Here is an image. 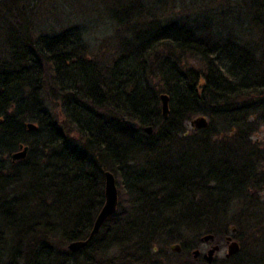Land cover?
Returning a JSON list of instances; mask_svg holds the SVG:
<instances>
[{
    "label": "trees",
    "instance_id": "16d2710c",
    "mask_svg": "<svg viewBox=\"0 0 264 264\" xmlns=\"http://www.w3.org/2000/svg\"><path fill=\"white\" fill-rule=\"evenodd\" d=\"M36 3L0 0V264H195L186 239L208 233L239 244L210 264H264V0H112L109 63L81 25L34 37ZM197 116L207 125L188 130ZM106 171L116 210L72 252Z\"/></svg>",
    "mask_w": 264,
    "mask_h": 264
},
{
    "label": "rangeland",
    "instance_id": "374dc122",
    "mask_svg": "<svg viewBox=\"0 0 264 264\" xmlns=\"http://www.w3.org/2000/svg\"><path fill=\"white\" fill-rule=\"evenodd\" d=\"M112 0H37L35 11L32 13L29 22V30L35 37L40 32H57L61 29L67 28L72 25H81L85 29L86 40L89 43V56L99 60L100 62L109 63L117 55L118 49L116 44L119 40L120 32H117V26H114L113 22L108 19L107 7L111 4ZM220 0H216L218 4ZM106 9V10H105ZM161 12H182L179 4L177 6L170 5L167 10ZM1 31H0V56L3 54V48L1 44ZM51 113L59 116V120L62 119L60 110L56 106L49 105ZM187 129H193L190 126V121L187 122ZM257 137V141L264 143V128ZM222 225H228L231 227L230 220H225ZM223 227V226H221ZM193 234H189L187 237L188 246L196 244V246L186 247L190 250V258L199 263L198 260H194L192 257V250L198 248L201 253L206 252L212 243H204L201 241L192 242ZM182 245V241L170 242L163 245V253L167 252L175 253L171 251V246L174 244ZM220 250L215 253L214 259H222L225 257L226 244L224 240L219 242ZM185 249V250H186ZM188 250V251H189ZM182 252V246L181 251ZM162 253V254H163ZM184 259H189L187 254L184 255ZM204 261L203 258H200ZM97 264V263H96Z\"/></svg>",
    "mask_w": 264,
    "mask_h": 264
},
{
    "label": "water",
    "instance_id": "95a60500",
    "mask_svg": "<svg viewBox=\"0 0 264 264\" xmlns=\"http://www.w3.org/2000/svg\"><path fill=\"white\" fill-rule=\"evenodd\" d=\"M161 110L163 117L166 118L168 114V97L166 94H161ZM122 119L126 125L132 128L136 127V123L134 121L126 119L125 117H123ZM25 125L28 130H33L36 128V125L32 122H27L25 123ZM206 125H207V119L204 116H197L190 121V126L192 128H204ZM144 131H146L147 134H151L152 127L147 126L144 128ZM20 148H21L20 150L12 153L11 158L13 161L18 159H23L26 156V147L20 146ZM104 181H105L104 205L102 206V208L100 209L99 213L95 218V221L88 235V238L86 240L72 241L67 245V248L72 252H76L81 247L85 246L88 243V241L92 239L93 236L99 231L105 220L109 216H111L116 210L117 201H118V191H117L115 177L110 171H106L104 173ZM234 231L235 228H231V232ZM213 240H214V235L211 233L203 234L200 237V241L204 243H212ZM224 241L226 244V253H225L226 258L235 255L239 251V244L235 239H233L231 235H226L224 237ZM219 250H220V244L218 243L211 244L210 247L206 250V252L202 253V258L206 263L210 264L213 262L215 258V253ZM171 251L179 253L181 251V246L178 243L174 244L171 246ZM200 253L201 251L198 248L192 250L193 259L197 260Z\"/></svg>",
    "mask_w": 264,
    "mask_h": 264
},
{
    "label": "flooded vegetation",
    "instance_id": "af4514ba",
    "mask_svg": "<svg viewBox=\"0 0 264 264\" xmlns=\"http://www.w3.org/2000/svg\"><path fill=\"white\" fill-rule=\"evenodd\" d=\"M200 258H202V253H200V255H199L198 259H200Z\"/></svg>",
    "mask_w": 264,
    "mask_h": 264
},
{
    "label": "bare ground",
    "instance_id": "6f19581e",
    "mask_svg": "<svg viewBox=\"0 0 264 264\" xmlns=\"http://www.w3.org/2000/svg\"><path fill=\"white\" fill-rule=\"evenodd\" d=\"M27 123V122H26Z\"/></svg>",
    "mask_w": 264,
    "mask_h": 264
}]
</instances>
